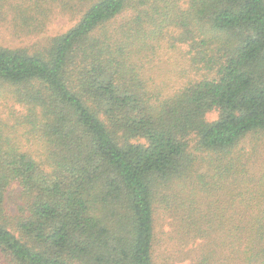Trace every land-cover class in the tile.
I'll use <instances>...</instances> for the list:
<instances>
[{
  "label": "trees",
  "instance_id": "trees-1",
  "mask_svg": "<svg viewBox=\"0 0 264 264\" xmlns=\"http://www.w3.org/2000/svg\"><path fill=\"white\" fill-rule=\"evenodd\" d=\"M176 3L0 0V264H264V0ZM169 28L211 57L164 94Z\"/></svg>",
  "mask_w": 264,
  "mask_h": 264
},
{
  "label": "rangeland",
  "instance_id": "rangeland-1",
  "mask_svg": "<svg viewBox=\"0 0 264 264\" xmlns=\"http://www.w3.org/2000/svg\"><path fill=\"white\" fill-rule=\"evenodd\" d=\"M178 12L186 10V5L183 0H177ZM131 15V12L126 14ZM76 23L66 18L59 17L52 22L46 29L45 33L39 37L30 38L28 40H22L18 45L21 47L34 46L40 39V42L48 40L54 36L62 34L70 29ZM166 31V30H165ZM179 31L177 28H169L167 35L157 40L152 45L147 46L141 51L142 54L147 53L148 62L142 63L141 69L150 79L149 89L155 92H161L164 94H171L175 91L182 89L185 85L201 80L207 67L205 63L200 60V54L206 55L207 58L211 57V52L204 47H198L196 50H191L188 45L176 43ZM5 45V43H3ZM7 45V44H6ZM209 48H213L210 45ZM196 57V60H193ZM218 117V112L212 111L206 115L208 121H214ZM261 143L264 144V134L261 136ZM253 141V140H252ZM249 138L246 141L241 142L240 148L245 151L249 150ZM27 147L28 144H26ZM32 152L36 147H32ZM19 189L16 187L11 188L6 195V204L10 214L18 212V207L21 205Z\"/></svg>",
  "mask_w": 264,
  "mask_h": 264
}]
</instances>
